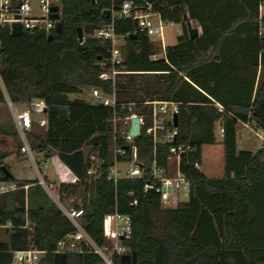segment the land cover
Masks as SVG:
<instances>
[{
  "label": "trees",
  "instance_id": "obj_1",
  "mask_svg": "<svg viewBox=\"0 0 264 264\" xmlns=\"http://www.w3.org/2000/svg\"><path fill=\"white\" fill-rule=\"evenodd\" d=\"M123 1L59 0L62 29L51 39L42 31L12 36L0 27V104L6 94L13 104L38 98L46 106L69 107L68 118L48 112L43 134L29 130L27 138L32 151L44 158L56 156L79 178V184H61L59 196L81 198L83 227L99 246L105 243V215L117 211L131 218L132 233L123 243L136 254L135 264H264V146L254 149L238 136L240 123L264 131V35L259 34L264 0H131L150 3L165 23L181 24L176 43L156 60L150 58L156 51L153 42L137 31L135 20H111L110 10ZM111 22L114 33L124 37L121 52L130 71L114 82L98 66L109 57L110 41L86 36L80 44L76 38L78 26L90 35ZM191 23L200 30L195 39L189 38ZM133 33L137 38H128ZM83 86L114 92L118 102L179 103L176 139L195 148L179 165L190 183L186 202L161 206L151 172L153 165L167 167L169 145L154 144L146 126L133 139L142 179H121L114 185L105 174L96 180L87 176L92 153L104 160L103 172L112 164L108 134L113 124L109 107L70 97ZM216 121L223 129V175L208 178L192 162L201 161L204 145L215 143ZM10 155H20L19 136L14 129L0 130V159ZM1 182L28 188L24 211L14 207L22 189L0 194H11V204L0 205V224H12L5 229L7 241H0V264H12V252L30 246L45 251L36 264L100 263L92 253L52 252L74 227L37 181L5 178L0 167ZM114 261L121 264L120 257Z\"/></svg>",
  "mask_w": 264,
  "mask_h": 264
},
{
  "label": "built area",
  "instance_id": "obj_2",
  "mask_svg": "<svg viewBox=\"0 0 264 264\" xmlns=\"http://www.w3.org/2000/svg\"><path fill=\"white\" fill-rule=\"evenodd\" d=\"M31 0H0V27L8 28L9 32L14 23L21 25L22 31L33 33L42 31L47 36L55 32L58 18L52 17L50 8L55 5L52 0H37V6L34 8ZM58 7V6H57ZM111 12V20L114 19H131L136 21L137 31L146 34L149 38L154 36L160 41L161 56L153 53L150 58L152 60L159 59L164 55V45L162 44L163 24L158 12L154 11L152 5L147 2L137 4L131 0H124L120 6ZM158 19V20H155ZM259 34H264V26L259 25ZM86 36L102 38L110 41L108 49L109 57L98 63L102 68V76L110 78L114 82L119 75L130 73L126 70L121 48L124 37L114 33L112 22L103 25L94 30L90 35H83L81 44ZM1 49V43H0ZM80 98L92 105H100L109 107L112 111L111 122L113 130L109 133L112 140L113 162L103 172L102 167L104 160L98 157L97 153H92L88 158V165L85 169L86 174L91 179H99L105 174L107 180L112 181L114 185L121 179H142V167L138 162L137 148L133 143L135 137L129 135L130 119L137 117L139 121V134L144 126L146 134L150 135L153 143L168 144V165L165 169H157L152 166L151 177L157 182L155 190L160 194L161 206L164 208L175 207L179 202V193L188 196L190 183L188 179L179 170L182 159L194 154L195 148L187 143L178 142L177 127L173 125V114L177 113L179 103L168 100H144V101H128L118 102L114 92L110 95L104 93L101 89L93 86H83L78 93ZM6 104L11 109L14 125L20 140V152L29 157L34 162L33 151L30 149L26 140V134L32 125V117L34 115L41 116L40 124L47 127V107L43 99H32L26 104V109L18 112L14 108V104L5 94ZM128 111L130 114L121 116L119 113ZM120 130H117V125ZM216 125L220 133L221 128L219 121ZM245 126L247 124H244ZM256 129V128H255ZM259 130L256 136L261 139L259 148L264 146V131ZM138 134V136H139ZM121 139L122 146H118L117 142ZM173 161L174 165L171 166ZM192 165L200 170V161L195 160ZM37 183L51 196L62 212V214L71 222L74 227L72 232L67 233L56 243L53 253L60 255L67 254H85L92 253L100 258L99 264H115V257L130 255L131 251L123 242L127 241L132 233L131 218L128 214L114 211L104 217V237L105 243L99 246L85 231L83 227V208L77 202V196L69 197V203H63L59 196V187L61 184L73 185L79 184V178L68 168L62 173L57 174L56 178L42 176L38 174ZM25 187V185H24ZM19 188L15 183H9L8 186H0V193L13 191ZM58 195H55V190ZM144 187V192H146ZM132 196V193H129ZM137 203L136 199L131 202L132 205ZM11 222L7 221L0 224V229L11 228ZM45 255L44 250L35 247H28L23 250H15L12 252V264H36Z\"/></svg>",
  "mask_w": 264,
  "mask_h": 264
},
{
  "label": "rangeland",
  "instance_id": "obj_3",
  "mask_svg": "<svg viewBox=\"0 0 264 264\" xmlns=\"http://www.w3.org/2000/svg\"><path fill=\"white\" fill-rule=\"evenodd\" d=\"M52 2L59 7V0H52ZM31 5L36 8L38 1L37 0H31ZM158 20V19H155ZM163 24V33H162V44L169 46L176 43V39L178 34L181 32V24L180 23H165L162 21ZM192 27H197L199 30V27L195 24L191 23ZM264 35V34H263ZM151 41L153 42L155 46V53L157 56H160L161 47H160V41L159 39H156L154 36L150 37ZM71 98L73 97H80L77 95H70ZM14 108L20 112L22 110L26 109V106L23 104H14ZM11 109L8 107V105L5 103L0 105V130H7V129H14L15 125L13 123V120L11 118ZM41 116L34 115L32 117V125L30 130H34L35 132L39 134H43L45 131V126H42L40 124ZM17 132V130H16ZM259 130L255 129L251 125H244L239 124L238 127V136L239 141H249L254 149L259 148L261 139L256 136V133H258ZM18 134V133H17ZM215 143L212 145H204L202 147V159L200 161V171L203 172V174L208 178H214V177H220L223 174V150L221 148V133L218 129V126H215ZM26 140L29 144V139L27 138L26 134ZM20 141V140H19ZM241 145V144H240ZM34 155V162L27 157L25 154L20 152V155H17V158L13 157V155L6 157L4 159H0V167L1 166H8V170L11 173L13 180L20 182V181H37L38 180V174H41L42 176L51 177L53 179L56 178L57 174L62 173L61 168H59V164L56 162V160L46 161L43 154H38L37 152L33 151ZM23 157L18 159V157ZM174 163L171 162V166L173 167ZM10 182H2L4 185H8ZM43 189V188H42ZM44 190V189H43ZM45 191V190H44ZM45 193L48 195V197L54 202L53 197H51L46 191ZM27 195V190H26ZM55 195H58V190H55ZM20 196V194H19ZM179 202H186L188 199L187 195H184L182 193H179ZM77 202L81 204V198L76 197ZM69 198L64 199L63 203L68 204ZM11 194L8 193L7 197L0 196V205H3L7 203V205H10L11 202ZM55 203V202H54ZM176 205V206H177ZM8 235L5 229H0V241H7Z\"/></svg>",
  "mask_w": 264,
  "mask_h": 264
},
{
  "label": "water",
  "instance_id": "obj_4",
  "mask_svg": "<svg viewBox=\"0 0 264 264\" xmlns=\"http://www.w3.org/2000/svg\"><path fill=\"white\" fill-rule=\"evenodd\" d=\"M50 10L53 12L52 13V17L53 18H58V14L56 13V11L58 10L57 6H52L50 8ZM107 12V11H106ZM62 29V25L60 23V21H58L56 23V28H55V33H60ZM22 28L21 25L19 23H14L11 27L10 30V34L12 36H19L22 34ZM199 35V31L197 27H192L190 26L189 28V38L190 39H195L197 38ZM48 39L52 38V34H49L47 36ZM76 38L77 41L80 42L83 39V31L82 28L80 26L76 27ZM128 38H137L136 34H129ZM44 112H52V113H57L58 116L60 118H68V112H69V107L67 105H50L47 106L44 109ZM173 125L175 127H177V113L173 114ZM129 135L133 136V137H137L139 134V121L137 117H132L130 119V127H129ZM1 170L4 172V176L6 177H11V173L9 172V170L7 168H5V166H1ZM21 190V193H16L15 197H14V201H15V210L18 211H24L26 210L27 207V202H26V192L23 189L24 185H20L19 186ZM20 194V196H19ZM120 263L121 264H135L136 263V254L134 252H131L130 255H124L120 258Z\"/></svg>",
  "mask_w": 264,
  "mask_h": 264
},
{
  "label": "crops",
  "instance_id": "obj_5",
  "mask_svg": "<svg viewBox=\"0 0 264 264\" xmlns=\"http://www.w3.org/2000/svg\"><path fill=\"white\" fill-rule=\"evenodd\" d=\"M199 32H200V30H198ZM164 47H166V45H164ZM162 52V51H161ZM161 52H160V56H161ZM1 105V104H0ZM11 118H12V120H13V116H12V114H11ZM13 123H14V120H13ZM221 148H222V146H221ZM39 154V153H38ZM11 156V155H10ZM9 157V156H8ZM13 157L15 158V156L13 155ZM23 157H25V156H23ZM22 156L20 157V158H23ZM201 157H202V152H201ZM202 159V158H201ZM45 160L46 161H51V160H56V162L59 164V168H61V171H64V170H66L67 169V167L65 166V165H63L60 161H59V159L56 157V156H53V157H51V158H45ZM223 175V174H222ZM221 177V176H220ZM220 177H214V178H220ZM10 183H13V182H10ZM9 185V184H8ZM8 185H4V184H2V182L0 183V186H8ZM27 188H28V185H25V187L23 188L24 190H25V192H26V190H27ZM18 189V188H17ZM14 191V190H13ZM4 193H7V192H4ZM4 193H0V194H4ZM26 202H27V197H26ZM3 205H5V204H3Z\"/></svg>",
  "mask_w": 264,
  "mask_h": 264
}]
</instances>
